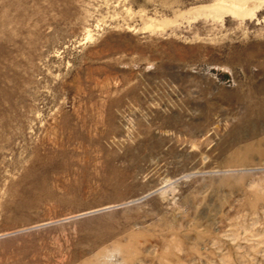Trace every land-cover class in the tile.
<instances>
[{"label": "rangeland", "instance_id": "rangeland-1", "mask_svg": "<svg viewBox=\"0 0 264 264\" xmlns=\"http://www.w3.org/2000/svg\"><path fill=\"white\" fill-rule=\"evenodd\" d=\"M0 264H264V0H0Z\"/></svg>", "mask_w": 264, "mask_h": 264}, {"label": "bare ground", "instance_id": "bare-ground-1", "mask_svg": "<svg viewBox=\"0 0 264 264\" xmlns=\"http://www.w3.org/2000/svg\"><path fill=\"white\" fill-rule=\"evenodd\" d=\"M244 1H247V0H244ZM239 7H240V2H233L229 8L235 12L237 11L236 9H239Z\"/></svg>", "mask_w": 264, "mask_h": 264}]
</instances>
